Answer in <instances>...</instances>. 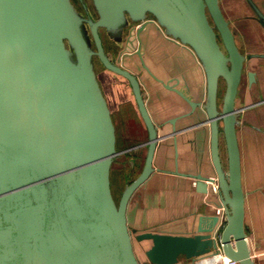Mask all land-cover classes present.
<instances>
[{
	"label": "water",
	"instance_id": "95a60500",
	"mask_svg": "<svg viewBox=\"0 0 264 264\" xmlns=\"http://www.w3.org/2000/svg\"><path fill=\"white\" fill-rule=\"evenodd\" d=\"M78 1L81 9L73 0H0V264H182V256L194 262L218 253L237 264H254L235 100L246 59L264 52L246 55L238 48L220 0H90L91 7L88 0ZM247 1L264 27V12ZM153 23L188 46L202 65L203 102L175 85L164 86L189 103L188 113L202 106L214 175L155 166L159 125L139 76L122 62L131 50L148 70L141 33ZM103 33L119 47L116 58ZM95 58L127 79L146 130L144 141L118 149ZM248 76L255 80L254 71ZM173 141L177 157L176 137ZM139 146H144L137 153L140 171L116 199L112 164L128 153L132 171L136 158L130 151ZM156 169L188 174L202 192L215 176L225 222L218 223L214 214L206 225L200 217L192 233L132 227L130 198ZM145 240L150 245L143 249V262L135 242Z\"/></svg>",
	"mask_w": 264,
	"mask_h": 264
},
{
	"label": "crops",
	"instance_id": "0c3cea01",
	"mask_svg": "<svg viewBox=\"0 0 264 264\" xmlns=\"http://www.w3.org/2000/svg\"><path fill=\"white\" fill-rule=\"evenodd\" d=\"M243 1L251 12V7ZM256 2L264 11L259 0ZM221 4L223 8L222 0ZM232 5L235 6L233 2ZM224 13L226 15L225 11ZM226 17L228 18L227 15ZM246 17L260 26L253 35V43H257L258 47L244 48L238 40L240 35L228 18L238 47L245 53L264 52L263 26L253 13ZM141 39V53L148 70L131 50L122 62L139 76L148 110L159 125L161 140L154 157L156 168L172 170L177 167L183 173L214 175L209 126L204 121L202 106L188 113L191 111L189 103L174 90L164 86V83L175 85L190 99L203 102L206 80L201 63L188 46L166 36L154 23L141 33ZM133 43L135 48L137 39ZM115 47L113 42L108 41L106 48L113 58L117 56L118 47ZM249 70L255 72V80L252 82L247 73ZM96 71L112 111L117 140L120 137L122 142L121 149L144 141L146 130L127 79L106 69L101 63L100 69L96 68ZM235 106L240 116L236 131L248 240L254 264H264V57L252 56L248 59ZM171 118H175L174 123L170 122ZM173 127L177 129L176 133L172 132ZM174 137L177 140V157ZM143 150L144 146L131 150V155L134 154L135 157H130L136 158V163H139L140 156L137 153H142ZM122 154L128 156V153L119 155ZM128 169L130 170V166ZM219 203L218 194L210 186L206 192L198 191L195 179L190 175L156 169L132 194L128 204V218L130 225L139 230L192 233L196 230L200 217L204 218V224L210 222V215L217 214ZM139 243L144 249L150 245L149 240ZM136 251L139 254L137 248ZM142 261L144 262L143 259Z\"/></svg>",
	"mask_w": 264,
	"mask_h": 264
},
{
	"label": "rangeland",
	"instance_id": "374dc122",
	"mask_svg": "<svg viewBox=\"0 0 264 264\" xmlns=\"http://www.w3.org/2000/svg\"><path fill=\"white\" fill-rule=\"evenodd\" d=\"M74 1L78 6L79 4H78L77 0H74ZM222 2H223V8H224V11L226 12V15L231 20L233 27L236 30L237 34L240 35V37H238L240 44L244 48L245 47H247V48L248 47H250V48L258 47L257 43H253V42H255L253 35H254L255 31H258L257 29H259L260 26L254 20L248 19L246 17L247 14L251 13V15H252L253 12L248 11V9L244 6L245 3L243 0H235V1L222 0ZM232 2L234 3L235 6L232 5ZM259 2H260V4H262L264 6V0H259ZM255 36L257 37V35H255ZM103 38H104V45L106 46V44L108 43L109 40L104 33H103ZM95 67L98 70L100 69V62H99L98 58H95ZM221 90L223 91V89H221ZM119 131H118V134L120 136ZM117 147H118V149L122 148V142L120 141V137H119V141L117 140ZM124 155L125 154H122V155H118L116 157L115 161L112 164V169H111V185H112V190H113V193H114L116 199L119 198L120 192L122 191L125 183L128 182L133 177H135L141 168V164H140L139 166L137 165L136 168L135 167L132 168V171H130L128 169V167L130 166L129 156H126V155L124 156ZM141 160L142 159H140L139 163L141 162ZM121 167H123L124 169H121ZM135 247L137 248L141 258L144 259V253H143L144 247L140 246L139 242H135ZM181 260L183 262H185L187 259L184 256H182ZM202 260L203 261H206V260L217 261V257H216V255H211L210 257L206 256L204 258H201V261ZM222 264H232V263L228 262V263H222ZM235 264H237V263H235Z\"/></svg>",
	"mask_w": 264,
	"mask_h": 264
},
{
	"label": "built area",
	"instance_id": "2783aa9c",
	"mask_svg": "<svg viewBox=\"0 0 264 264\" xmlns=\"http://www.w3.org/2000/svg\"><path fill=\"white\" fill-rule=\"evenodd\" d=\"M206 182L208 183V186L211 187V189L218 194L219 192V188H218V182H217V179L216 177L214 176L213 177V180L210 181V180H206ZM217 214L219 216V220H220V223L223 224L225 222V218H226V215H225V212H224V208H223V205L220 204L219 208L217 209ZM207 257H210V256H207ZM230 262L232 264H235L236 262L230 260ZM224 262H219L217 264H222ZM182 264H208V263H203L201 261V258H198L196 259L194 262H191L190 260H186L185 262L182 261ZM209 264H216V263H209Z\"/></svg>",
	"mask_w": 264,
	"mask_h": 264
},
{
	"label": "flooded vegetation",
	"instance_id": "af4514ba",
	"mask_svg": "<svg viewBox=\"0 0 264 264\" xmlns=\"http://www.w3.org/2000/svg\"><path fill=\"white\" fill-rule=\"evenodd\" d=\"M74 1V0H73ZM246 2H247V4L250 6V4L248 3V1L247 0H245ZM255 2H256V0H254ZM75 2V1H74ZM77 2H78V7L81 9V6H80V3H79V1L77 0ZM88 2H89V5H90V7H91V2H90V0H88ZM257 3V2H256ZM76 4V3H75ZM258 4V3H257ZM77 5V4H76ZM220 5H221V8H222V4H221V0H220ZM258 6H259V4H258ZM251 7V6H250ZM260 7V6H259ZM261 8V7H260ZM251 9H252V7H251ZM222 11H223V8H222ZM263 11V10H262ZM252 12H253V14H254V17L258 20V18H257V16H256V14H255V12L253 11V9H252ZM264 12V11H263ZM93 13H94V11H93ZM223 13H224V11H223ZM224 15H225V13H224ZM225 17H226V15H225ZM227 18V17H226ZM228 19V18H227ZM229 21V20H228ZM259 21V20H258ZM260 22V21H259ZM229 24H230V21H229ZM261 24V23H260ZM262 25V24H261ZM263 26V25H262ZM230 27H231V24H230ZM264 28V27H263ZM231 29H232V27H231ZM232 31H233V29H232ZM233 33H234V31H233ZM234 36H235V33H234ZM235 41H236V37H235ZM237 44V43H236ZM107 45V44H106ZM238 46V45H237ZM239 48V47H238ZM240 49V48H239ZM241 50V49H240ZM242 51V50H241ZM243 53H245L244 51H242ZM261 53V52H260ZM246 55H248V54H250V53H245ZM252 57V56H251ZM256 57H261V56H256ZM250 57H248L247 59H246V62H245V68H244V71H243V75H242V78H243V76H244V73H245V71H246V63H247V61H248V59H249ZM248 73V72H247ZM242 78H241V81H242ZM241 81H240V83H241ZM223 85V84H222ZM221 89H223V86H220V93L222 92V90ZM221 95V94H220ZM221 97V96H220ZM221 99V98H220ZM131 152V151H130ZM137 163H135V165H134V167H136L137 165H136ZM138 165H140V164H138ZM133 167V168H134ZM203 261V260H202ZM207 262H209V260H206ZM205 261H203V263H204Z\"/></svg>",
	"mask_w": 264,
	"mask_h": 264
},
{
	"label": "bare ground",
	"instance_id": "6f19581e",
	"mask_svg": "<svg viewBox=\"0 0 264 264\" xmlns=\"http://www.w3.org/2000/svg\"><path fill=\"white\" fill-rule=\"evenodd\" d=\"M214 255H216V257H217V261H210L209 260V262H207L208 264L209 263H219V262H224V263H228V262H230V259H229V257L228 256H226V255H223L222 253H218V254H214ZM202 258H204V257H202ZM235 262V261H234Z\"/></svg>",
	"mask_w": 264,
	"mask_h": 264
},
{
	"label": "trees",
	"instance_id": "16d2710c",
	"mask_svg": "<svg viewBox=\"0 0 264 264\" xmlns=\"http://www.w3.org/2000/svg\"><path fill=\"white\" fill-rule=\"evenodd\" d=\"M130 156H133V157H135V155H134V154H133V155H130ZM136 167H137V166H136ZM136 167H135V168H136ZM121 169H124V168H123V167H121ZM123 171H124V170H123Z\"/></svg>",
	"mask_w": 264,
	"mask_h": 264
}]
</instances>
